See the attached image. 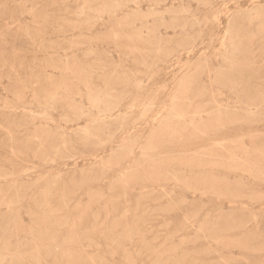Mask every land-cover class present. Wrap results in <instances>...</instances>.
Returning a JSON list of instances; mask_svg holds the SVG:
<instances>
[{
  "label": "rangeland",
  "instance_id": "374dc122",
  "mask_svg": "<svg viewBox=\"0 0 264 264\" xmlns=\"http://www.w3.org/2000/svg\"><path fill=\"white\" fill-rule=\"evenodd\" d=\"M0 227V264H264V0H0Z\"/></svg>",
  "mask_w": 264,
  "mask_h": 264
},
{
  "label": "bare ground",
  "instance_id": "6f19581e",
  "mask_svg": "<svg viewBox=\"0 0 264 264\" xmlns=\"http://www.w3.org/2000/svg\"><path fill=\"white\" fill-rule=\"evenodd\" d=\"M117 4V3H116ZM177 9V8H176ZM134 11H136V10H134ZM160 13V12H159ZM166 13V12H165ZM138 14H139V12H137V13H135V16H138ZM148 14V13H147ZM217 21V20H216ZM159 53V52H158ZM227 83L228 84H230V85H232L233 87H239V86H241V85H243V78L242 77H240V78H238L237 79V81H233V80H229L228 78H227ZM136 84V83H135ZM140 85V84H139ZM20 96V95H19ZM54 97V96H53ZM96 104V103H95ZM146 106V105H145ZM96 107V106H95ZM145 108V107H144ZM167 108V107H166ZM165 108V109H166ZM70 109V108H69ZM197 120V119H196ZM256 123V122H255ZM219 126V125H218ZM218 131H220L219 129H217L216 130V132H218ZM212 132H213V130H212ZM99 134V133H98ZM37 135H38V133H37ZM39 137H41V136H39ZM98 138V137H97ZM40 140V139H39ZM42 140V139H41ZM67 142V141H66ZM94 142V141H93ZM92 142V143H93ZM102 145V144H101ZM123 146H125V145H123ZM119 149V148H118ZM122 149H124V148H122ZM150 150V149H149ZM144 151V150H143ZM57 154V153H56ZM41 157V156H40ZM41 158H43V157H41ZM45 158V157H44ZM73 158V157H72ZM127 182V181H126ZM37 190V189H36ZM10 202H11V200H10ZM33 202V201H32ZM31 202V203H32ZM49 202V201H48ZM54 202V201H53ZM21 204V203H20ZM24 204V203H23ZM8 206V205H7ZM46 206V205H45ZM9 207V206H8ZM12 206H10V208H8V209H11V211L13 210L12 208H11ZM18 209V208H17ZM15 211V210H14ZM16 212H17V210H16ZM128 213V212H127ZM6 215H7V212H6ZM5 216V215H4ZM8 216V215H7ZM11 216H12V214H11ZM15 217V216H14ZM3 218V217H2ZM4 219V218H3ZM9 219H10V217H9ZM5 221V220H4ZM9 222H10V220H9ZM10 225H11V223H10ZM8 226H9V224H8ZM10 227V226H9ZM67 227V226H66ZM207 228V227H206ZM0 229L2 230V227H0ZM9 230H10V228H9ZM3 231V230H2ZM4 231H7V230H4ZM10 232V231H9ZM64 232V231H63ZM102 232V231H101ZM62 233V232H61ZM3 234H4V232H3ZM89 234V233H88ZM64 235V234H63ZM23 239V238H22ZM91 239V238H90ZM56 240V239H55ZM92 240V239H91ZM90 240V241H91ZM61 241V240H60ZM114 241V240H113ZM59 242V241H58ZM116 242V241H115ZM99 244V243H98ZM107 245V244H106ZM98 246V245H97ZM96 247V246H95ZM229 248V247H228ZM128 252V251H127ZM174 253H176V252H174ZM141 254V253H140ZM172 254V253H171ZM53 255H54V253H53ZM56 255V254H55ZM157 255V254H156ZM4 256V255H3ZM130 257V256H129ZM81 258V257H80ZM150 259V258H149ZM183 259V258H182ZM86 260V259H85ZM87 261V260H86ZM201 262V261H200ZM203 262V261H202ZM47 264V263H46Z\"/></svg>",
  "mask_w": 264,
  "mask_h": 264
}]
</instances>
